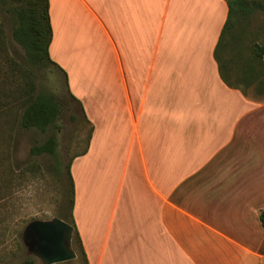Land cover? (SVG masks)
<instances>
[{
    "label": "crops",
    "instance_id": "0c3cea01",
    "mask_svg": "<svg viewBox=\"0 0 264 264\" xmlns=\"http://www.w3.org/2000/svg\"><path fill=\"white\" fill-rule=\"evenodd\" d=\"M54 1L48 54L67 79L66 41L89 27L104 46L102 98L91 108L68 92L92 128L70 164L88 264H264V89L248 95L220 76L226 0H70V25ZM84 164L102 165L105 207L87 226L77 212Z\"/></svg>",
    "mask_w": 264,
    "mask_h": 264
},
{
    "label": "rangeland",
    "instance_id": "374dc122",
    "mask_svg": "<svg viewBox=\"0 0 264 264\" xmlns=\"http://www.w3.org/2000/svg\"><path fill=\"white\" fill-rule=\"evenodd\" d=\"M244 2L247 12L237 16L231 37L222 50V56L227 59L233 83L238 84L248 95H257L264 89V66L253 57L251 45L264 44V0ZM54 4H58L65 22L72 24L74 20L69 17V12L73 6L70 0H55ZM54 13L58 16V9H54ZM65 16L67 18H64ZM0 18L4 25L8 56L27 67L23 49L10 39L9 16L1 6ZM87 28L88 32L85 31L68 41L65 33L69 31V26H62L59 32L60 40L66 41L63 42V59L69 71V79L64 70L63 75L58 68L48 63L32 68L35 91L51 94L59 104L58 116L45 132L19 127L15 120L19 117L20 108L9 101L11 97L0 96V264H28L30 260L33 261L31 264H42L40 259L28 252L23 242L24 227L32 220L67 217L70 211V185L65 166L85 149L91 124L68 92L78 93L86 106L91 108L102 98L101 59L104 46L98 33L91 42L92 32ZM61 46L59 42L57 50ZM4 57L5 53L0 54V86L6 90L10 83H7L9 81L5 75L10 69L7 63H4ZM16 79L19 82L11 87L18 89L23 81ZM66 81L70 86H66ZM100 104L102 107V102ZM11 105L14 106L10 108ZM50 136L56 142L52 155L30 153L33 145L43 143ZM99 159L102 160L101 155ZM77 167L82 169L78 174L80 191L77 212L87 226L91 224L89 220L93 218L92 214L99 212L98 214L103 215L104 212V202L97 201L99 194L103 195V180L97 179L103 174V169L101 164L91 167L90 171L85 164ZM107 171L105 178L108 190L104 201L109 203L114 195V181L118 176L117 163L114 167L110 164ZM88 172L92 181L89 194ZM75 254V258L71 260L54 264H84L79 253Z\"/></svg>",
    "mask_w": 264,
    "mask_h": 264
},
{
    "label": "trees",
    "instance_id": "16d2710c",
    "mask_svg": "<svg viewBox=\"0 0 264 264\" xmlns=\"http://www.w3.org/2000/svg\"><path fill=\"white\" fill-rule=\"evenodd\" d=\"M226 3L228 8L227 16L214 50V57L218 64L222 80L230 86L233 84L234 80H231L228 62L226 61L227 59L223 58L222 50L231 37L237 16L247 12V7L244 4V0H226ZM0 6L4 8L9 16L10 39L23 49L24 61L28 64L27 67H24L13 57L8 56L5 43L6 35L3 28L4 25L0 18V54H6V57H4V63H7L10 69L9 73H6L5 75V78L9 81L7 83H10V87L5 90L0 86V96L11 97V100L9 101L15 103L17 105L15 107L20 108L19 117L15 120V123H17L19 127L45 132L56 120L59 113V104L51 94L37 93L35 91L34 72L32 68L33 66H42L47 63L56 67V64L50 59L48 54V46L51 40L49 1L0 0ZM251 50L253 57L260 61L264 66V44L253 43L251 45ZM223 65H225V69H223ZM16 78L22 79L23 81L18 89L11 87L14 83L19 82ZM2 84L5 85L4 83ZM13 106L14 105H11L10 108ZM90 132L87 137L86 145L90 138ZM55 143V139L50 136L43 143L33 145L30 148V153L33 155H40L43 153L52 155L54 153ZM84 153L85 150L76 154L74 157ZM71 161L65 166V173L70 185V211L67 214V217L60 218L72 226V249L74 252L79 253L84 264H87L86 254L72 214L74 185L70 174ZM259 220L264 228V209L259 213ZM32 262L33 261L30 260L28 261V264H31Z\"/></svg>",
    "mask_w": 264,
    "mask_h": 264
},
{
    "label": "water",
    "instance_id": "95a60500",
    "mask_svg": "<svg viewBox=\"0 0 264 264\" xmlns=\"http://www.w3.org/2000/svg\"><path fill=\"white\" fill-rule=\"evenodd\" d=\"M23 242L30 254L42 264H54L75 258L72 249V226L65 220H32L23 229Z\"/></svg>",
    "mask_w": 264,
    "mask_h": 264
}]
</instances>
